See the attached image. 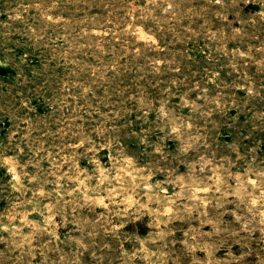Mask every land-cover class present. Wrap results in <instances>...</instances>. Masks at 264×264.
<instances>
[{"label":"rangeland","instance_id":"rangeland-1","mask_svg":"<svg viewBox=\"0 0 264 264\" xmlns=\"http://www.w3.org/2000/svg\"><path fill=\"white\" fill-rule=\"evenodd\" d=\"M0 264H264V0H0Z\"/></svg>","mask_w":264,"mask_h":264}]
</instances>
